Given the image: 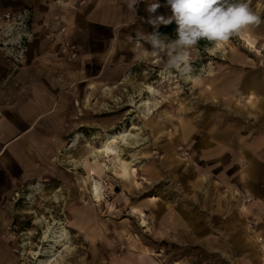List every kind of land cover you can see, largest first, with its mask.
I'll list each match as a JSON object with an SVG mask.
<instances>
[{"label": "rangeland", "instance_id": "374dc122", "mask_svg": "<svg viewBox=\"0 0 264 264\" xmlns=\"http://www.w3.org/2000/svg\"><path fill=\"white\" fill-rule=\"evenodd\" d=\"M249 2L264 19V0ZM55 19L61 16L49 22ZM34 22V9L27 4L0 8V99L9 95L20 70L28 68ZM250 29L260 33L257 42L246 38L253 47L240 34L223 43L220 52L217 45L200 49L197 43L189 50L192 70L183 74L166 70L167 55L154 50L149 39L118 41L127 61L117 63L123 69L116 85L99 92L75 87L73 104L63 110L65 141L52 159L51 174L16 183L0 205V264H42L54 254L53 264H106L124 252H140L158 264H238L232 246L242 229L237 217H219L222 205L239 198L230 187L234 175L216 164L220 159H206L202 150L227 123L251 120L244 116L248 112L232 110L215 92L225 75L264 69V24ZM161 36L174 39L176 33ZM69 43L78 47L68 40L61 52L67 53ZM234 53L245 61L234 62ZM121 134L127 141L113 145L116 155L93 156ZM76 211L83 216L84 234L71 228ZM42 218L68 229V244H62L67 246L54 254L44 243L46 227L38 225ZM28 239L29 253L23 257ZM260 255L264 259L263 250Z\"/></svg>", "mask_w": 264, "mask_h": 264}, {"label": "crops", "instance_id": "0c3cea01", "mask_svg": "<svg viewBox=\"0 0 264 264\" xmlns=\"http://www.w3.org/2000/svg\"><path fill=\"white\" fill-rule=\"evenodd\" d=\"M66 1L58 4L54 0H0V8L26 4L33 7L35 20L28 46V68L20 70L9 95L0 99V205L16 183L25 184L51 174L52 159L65 141L67 123L63 110L73 104L71 95L76 94L75 87L99 92L116 85L121 77L118 73L123 69L117 63L127 61L124 52L130 51L124 49L123 55V45L118 41L123 38L146 41L149 34L159 32L161 27L176 25L173 21L154 27L147 22L157 16L172 15L167 0H158L160 7L155 13L147 11L152 0H139L134 5L135 11L131 0H69L62 5ZM59 15L60 20L49 22ZM243 32L247 36L240 33L241 41L257 42L256 37H260L250 27ZM68 40L78 45L80 57L76 64L68 63L67 53L61 52ZM132 50H136L134 46ZM232 55L234 62L246 59L238 53ZM260 57L263 66L264 57ZM240 74L225 75L220 89L214 91L218 90L232 110L248 112L244 116L251 120L227 123L220 133L214 131L212 142L205 141L202 151L206 159H220L216 164L226 166L234 175V179L229 177L230 187L239 198L222 205L219 217H237L242 229L232 246L240 257L238 264H264L260 255L263 249L246 229L247 221L255 222L259 236L264 238V69ZM207 93L211 94L208 89ZM224 108L229 109L226 105ZM183 127L184 131H190L188 125ZM106 264L158 263L140 252H124Z\"/></svg>", "mask_w": 264, "mask_h": 264}, {"label": "clouds", "instance_id": "9594fccd", "mask_svg": "<svg viewBox=\"0 0 264 264\" xmlns=\"http://www.w3.org/2000/svg\"><path fill=\"white\" fill-rule=\"evenodd\" d=\"M138 2L131 0L133 11ZM167 5L172 11L170 17L157 16L147 22L158 27L175 21L178 26L175 38L165 40L154 31L148 39L154 50L167 55L166 70L176 69L182 74L191 72L189 50L200 40L218 46L250 26L264 24L261 15L250 7L249 0H167ZM159 7L158 0H152L147 11L155 13Z\"/></svg>", "mask_w": 264, "mask_h": 264}, {"label": "bare ground", "instance_id": "6f19581e", "mask_svg": "<svg viewBox=\"0 0 264 264\" xmlns=\"http://www.w3.org/2000/svg\"><path fill=\"white\" fill-rule=\"evenodd\" d=\"M242 34V33H241ZM247 44L251 47H253L254 45L249 41V40H246ZM223 46V43L218 45L217 46V51H221V48ZM215 52V51H214ZM148 90H149V93L153 94V88L152 87H148ZM150 103H146L145 105H149ZM127 136L125 134H121L120 136H114V137H110V139L108 140V142L104 145L103 147V150H100L98 151L97 153H94L93 156H97V155H104L106 157H110V156H113V155H116L117 152H116V148L113 147V145H117L119 144V140H122L124 142L127 141ZM34 189V188H33ZM95 192H94V198H98L99 197V188H98V185L95 183ZM154 200V199H153ZM56 203H59L61 204V201H60V198L56 197ZM76 218L75 219V222L72 224L71 228L72 229H75L80 231L82 234L85 233L84 229L82 227H80V222H81V217L82 214H81V211H76ZM38 225H45L46 227V231L44 232V243L46 244H49L51 245V254L57 252V248H59V246L61 247H66L67 246V242L68 241V238H69V235H68V229L67 227L62 223V222H57L55 221L54 222V225H52L46 218H42L41 220L38 221ZM56 226H59V228H55ZM60 230V231H58ZM251 233V232H250ZM255 239H256V242L259 244L260 241H263V237H260L259 235L256 237V236H253ZM86 240L91 242V240L89 239V237L86 235ZM67 243L65 245H62L64 243ZM29 245H30V241L29 239L28 240H25L24 241V244L22 246L23 248V254L22 256L23 257H26V255H28L29 251H28V248H29ZM259 246L262 248V246L259 244ZM31 247V246H30ZM31 255V254H30ZM56 257V255L54 254L53 256L49 257V259L45 262H43L42 264H53L54 261L53 258ZM41 258V256H40ZM58 264V263H57Z\"/></svg>", "mask_w": 264, "mask_h": 264}, {"label": "built area", "instance_id": "2783aa9c", "mask_svg": "<svg viewBox=\"0 0 264 264\" xmlns=\"http://www.w3.org/2000/svg\"><path fill=\"white\" fill-rule=\"evenodd\" d=\"M10 15L7 16L8 19H10ZM66 52H67V59L69 62H75L79 58V50L78 47L73 45V44H67L66 45ZM249 231L251 232L250 234L252 236H258V231H257V223H250L249 224ZM263 241H260L259 244L262 246V249L264 251V238H262Z\"/></svg>", "mask_w": 264, "mask_h": 264}, {"label": "trees", "instance_id": "16d2710c", "mask_svg": "<svg viewBox=\"0 0 264 264\" xmlns=\"http://www.w3.org/2000/svg\"><path fill=\"white\" fill-rule=\"evenodd\" d=\"M176 29H177V25L172 24V25L161 27L159 30V33L165 34V35H173L174 33H176ZM212 44H213L212 42H209L207 40H200L198 42V47L200 49H205V48L210 47Z\"/></svg>", "mask_w": 264, "mask_h": 264}]
</instances>
